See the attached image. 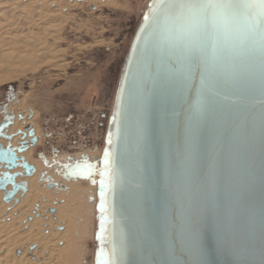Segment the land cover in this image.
<instances>
[{"label": "water", "instance_id": "obj_1", "mask_svg": "<svg viewBox=\"0 0 264 264\" xmlns=\"http://www.w3.org/2000/svg\"><path fill=\"white\" fill-rule=\"evenodd\" d=\"M154 2H149L132 38L115 91L104 148L113 154L115 183L105 189V239L101 245L97 238L98 254L103 246L118 264H194L199 244L201 258L209 264H261L264 135L259 105L243 81L222 89L231 99L218 98L200 125L195 167L188 173L180 152L191 106L199 96L200 75L197 71L185 84L182 65L163 50L151 28L141 36ZM15 98L10 94L7 101ZM7 109L2 107L0 124V139L7 145L0 143V151L11 149L15 162L0 156V192L10 204L28 190L17 179L36 172L21 154L37 144V137L32 126L9 135L15 117ZM18 118L23 120L21 114ZM17 136L20 142L13 146ZM6 175L12 179L5 180ZM41 181L49 189L56 185L43 175Z\"/></svg>", "mask_w": 264, "mask_h": 264}, {"label": "rangeland", "instance_id": "obj_2", "mask_svg": "<svg viewBox=\"0 0 264 264\" xmlns=\"http://www.w3.org/2000/svg\"><path fill=\"white\" fill-rule=\"evenodd\" d=\"M109 1L111 3L89 5L76 0L71 8L63 7L59 12L61 14L56 15L57 19L56 13L52 15V34H61L62 37L59 45L64 50L61 53L64 60L58 63L63 69L41 68L35 73H28L0 85V110L8 103L9 95H15L17 100L13 108L25 115L27 120L23 131L32 126L37 130L39 140L41 136L44 139L46 133H57L51 142L45 143L43 140L35 154L32 150L34 146L30 147L31 160L39 164L44 172L53 177L60 176L57 173L60 169L55 168L53 162L50 167L46 166L45 159L48 158L41 161L44 154L48 156L51 152L49 143H60V148L68 154H77L71 158L72 163L66 162L65 158L61 160L65 165L71 164L73 167L81 162V151L94 154L101 150L99 162L95 165L97 171L92 178L95 183L81 181L80 190L74 192L75 197H67V201L62 190L68 185L63 186L66 183L62 175L54 182L56 185L53 189H49L46 182L41 184L39 178L41 187L51 193L48 203L52 204L51 207L55 208V202L62 199L57 205H62L61 212L69 226L67 238L75 246L78 264H98L99 173L109 118L127 51L151 0ZM1 118L0 113V123ZM76 173L72 172L79 179ZM90 188L94 190L95 198L92 216L83 201V197H87L85 192ZM84 220L87 230L81 237ZM44 235L47 233L44 232ZM62 245L63 242L59 243L60 247Z\"/></svg>", "mask_w": 264, "mask_h": 264}, {"label": "snow or ice", "instance_id": "obj_3", "mask_svg": "<svg viewBox=\"0 0 264 264\" xmlns=\"http://www.w3.org/2000/svg\"><path fill=\"white\" fill-rule=\"evenodd\" d=\"M151 28L152 36L170 58L182 65L181 78L187 84L195 73L200 75L199 96L191 106L192 116L185 132L180 154L188 173H192L198 154L197 132L207 119L217 99H231L221 90L243 81L245 91L259 105V120L264 135V0H155L150 12L144 17V30ZM127 79V78H125ZM123 96V91L122 94ZM120 113L113 119L118 124ZM195 121V123H193ZM112 144L109 133L108 145ZM202 144V138H201ZM112 152L106 150L103 169L100 171V235L104 242L105 233V189L115 183ZM7 163L15 162L11 149L0 151ZM95 165L77 162L75 169L80 176L89 178ZM211 177V173L208 174ZM5 180L12 179L6 175ZM261 216L264 220V165H262ZM93 183L95 181L93 180ZM194 264H209L202 259V250L196 245ZM98 264H118L108 257L103 246L97 256ZM175 264V262H169ZM261 264H264L262 259Z\"/></svg>", "mask_w": 264, "mask_h": 264}, {"label": "bare ground", "instance_id": "obj_4", "mask_svg": "<svg viewBox=\"0 0 264 264\" xmlns=\"http://www.w3.org/2000/svg\"><path fill=\"white\" fill-rule=\"evenodd\" d=\"M82 1L89 5L111 3L109 0ZM75 3L76 0H0V85L28 73H35L41 68L63 69V66L58 63L59 60H64L61 56L64 50L60 48L62 37L61 34H52V27H54L52 15L56 13L55 19H57L56 15L61 14L59 12L63 7L67 6L69 9ZM16 100L17 98L6 104L7 111L15 117L14 125L7 130L9 135L23 131L27 124L25 115L21 114L23 120H19L20 113L13 108ZM0 113L2 114V108ZM34 130L38 142L37 130L35 128ZM19 142L20 136H17L12 141V145L18 146ZM0 143L7 145V142L1 139ZM100 152L101 150L94 154L88 153L84 158H87L90 164L96 165L100 159ZM21 155L35 167L36 172L31 177L17 179V182L25 181L28 189L24 196L21 192L16 196L17 203L15 201L10 204L4 203L2 201L4 192H0V264H78L75 246H72L67 238L69 226L63 218L62 205H57L62 199L60 198V201L57 199L55 208L51 207L52 204H48L51 193L43 189L40 183L48 184L47 181H41V175L45 176V179L51 178L54 182L62 175L66 183L63 186L68 185L62 190L67 201V197H75L74 192L80 190L81 180L69 174L70 171L66 169L72 168L73 165L67 166L64 161L45 159L47 167H50L53 162V166L60 169L57 172L60 176L53 177L31 160L30 148ZM71 161L70 159L69 163L73 162ZM71 182L75 185L71 186ZM92 188L85 192L87 197H83L84 207L85 204L89 207L91 216L94 208L93 199H95ZM86 230L84 220L80 231L81 237ZM44 232L47 235H44ZM61 242L63 245L60 247Z\"/></svg>", "mask_w": 264, "mask_h": 264}, {"label": "crops", "instance_id": "obj_5", "mask_svg": "<svg viewBox=\"0 0 264 264\" xmlns=\"http://www.w3.org/2000/svg\"><path fill=\"white\" fill-rule=\"evenodd\" d=\"M35 111V110H34ZM55 135L57 136V133L54 134V133H46L45 136H44V139L43 137L41 136V139L39 140V142L33 147V151H34V154L35 152L38 151V148L43 144V140L44 142L46 143L47 141L48 142H51L52 139L55 138ZM59 135V134H58ZM19 144V143H18ZM52 143H49L50 145V148H51V152L49 153V155H43V158L41 159L44 160L45 158H51V159H56V158H59L60 160H63L64 158L69 162L70 159L72 157H75L77 154L75 155H70L68 154L67 152H65L62 148H60V143H57V145H51ZM82 153H79L81 155V163L84 161V156L87 155L88 153L85 152V151H81ZM89 162V161H88ZM90 163V162H89ZM76 166V164H75ZM75 166L72 167L71 169L74 170L75 169ZM96 168L94 170V173L89 177V178H84L82 176H80V174L78 173L77 176L78 178L81 180V181H87V180H90L91 183H93V180L92 178L94 177V174H96ZM91 178V179H90Z\"/></svg>", "mask_w": 264, "mask_h": 264}]
</instances>
